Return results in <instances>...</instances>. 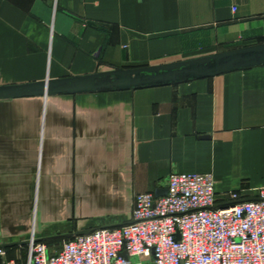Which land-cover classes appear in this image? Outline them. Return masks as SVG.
<instances>
[{
    "label": "crops",
    "instance_id": "crops-1",
    "mask_svg": "<svg viewBox=\"0 0 264 264\" xmlns=\"http://www.w3.org/2000/svg\"><path fill=\"white\" fill-rule=\"evenodd\" d=\"M263 44L264 0H0V87ZM174 173L213 174L219 196L264 186V65L179 85L0 99V246L35 234L61 247L129 224L135 197L162 193ZM6 249L15 259L18 246Z\"/></svg>",
    "mask_w": 264,
    "mask_h": 264
},
{
    "label": "built area",
    "instance_id": "built-area-1",
    "mask_svg": "<svg viewBox=\"0 0 264 264\" xmlns=\"http://www.w3.org/2000/svg\"><path fill=\"white\" fill-rule=\"evenodd\" d=\"M210 173H174L165 195L139 194L133 221L73 236L59 249L33 234L0 264H264V186L219 196ZM235 204V205H233Z\"/></svg>",
    "mask_w": 264,
    "mask_h": 264
},
{
    "label": "water",
    "instance_id": "water-1",
    "mask_svg": "<svg viewBox=\"0 0 264 264\" xmlns=\"http://www.w3.org/2000/svg\"><path fill=\"white\" fill-rule=\"evenodd\" d=\"M264 65V44L215 54L209 57L135 69H117L84 77L47 80L21 86L0 87V99L28 96L84 94L110 91H129L143 88L179 85L191 81L212 78L231 72ZM167 191L157 196L165 195ZM235 205V204H233ZM84 231L72 236H84ZM71 235H65L68 238ZM45 241V239H40ZM27 242L4 244L25 246Z\"/></svg>",
    "mask_w": 264,
    "mask_h": 264
},
{
    "label": "rangeland",
    "instance_id": "rangeland-1",
    "mask_svg": "<svg viewBox=\"0 0 264 264\" xmlns=\"http://www.w3.org/2000/svg\"><path fill=\"white\" fill-rule=\"evenodd\" d=\"M246 188V187H245ZM250 189V188H249ZM255 189H258V188H255ZM255 189H250L251 191L249 192V193H255ZM26 238H28V237H26ZM63 237H56V238H53V239H62ZM52 240V239H51ZM60 244H56V245H54L53 247H55L54 249H57V248H59L60 246H59Z\"/></svg>",
    "mask_w": 264,
    "mask_h": 264
}]
</instances>
